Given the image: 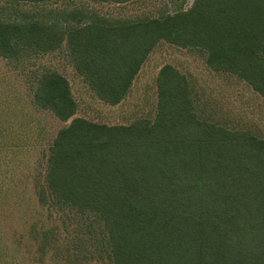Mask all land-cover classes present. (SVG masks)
I'll return each mask as SVG.
<instances>
[{
	"label": "trees",
	"instance_id": "trees-1",
	"mask_svg": "<svg viewBox=\"0 0 264 264\" xmlns=\"http://www.w3.org/2000/svg\"><path fill=\"white\" fill-rule=\"evenodd\" d=\"M0 1L15 7L12 17H0L1 58L18 62L65 45L105 104L124 100L160 42L203 53L208 69L264 98V0H193L135 20L47 7L56 0ZM192 90L166 64L156 77L154 118L108 126L73 118L68 80L45 70L33 104L71 121L51 142L32 195L18 190L24 145L5 126L15 120L3 107L0 157L13 155L0 160L9 165L8 174L1 166L0 217L12 199L36 206L19 214L23 236L0 230V264H264V138L199 117ZM64 227L68 242L59 238Z\"/></svg>",
	"mask_w": 264,
	"mask_h": 264
},
{
	"label": "rangeland",
	"instance_id": "rangeland-1",
	"mask_svg": "<svg viewBox=\"0 0 264 264\" xmlns=\"http://www.w3.org/2000/svg\"><path fill=\"white\" fill-rule=\"evenodd\" d=\"M192 3L193 0H137L117 5L104 0H56L47 7L75 10L89 17L135 20L156 18L179 8L187 9ZM13 8L0 1V17H12ZM20 8L34 9L31 6ZM166 64L187 77L193 89L194 105L199 117L231 129L249 130L259 138H264V98L236 77L208 69L205 55L195 50L160 42L143 63L127 96L115 106L105 104L90 91L83 78L76 73L65 45L45 56L28 57L18 62L0 57V113L3 107L12 108L15 121L5 126L13 129V136H19H16L18 145H24L19 155L21 164L19 168L17 166L18 179L22 180L16 179L20 181L17 183L20 193L32 195L35 187L43 182L47 150L57 132L71 121H60L50 111L39 109L33 104V87L42 72L53 70L68 80L77 104L73 118H84L108 126L129 125L138 119L154 118L157 107L156 77L160 68ZM8 113L3 116L4 120L9 117ZM10 121L8 119L7 123ZM2 123L0 116V128ZM13 145H16V140ZM8 154L0 157V160L10 161L13 154ZM2 165L5 173H9V165L0 163V179ZM14 203L12 199L10 207L3 206L0 230L6 237L15 235L19 238L25 234V223L21 224L19 220L20 212L35 208L36 205L35 201L27 202L31 207L27 204L17 207ZM29 215H32V211ZM63 230L59 238L68 242L71 237L66 234L65 227Z\"/></svg>",
	"mask_w": 264,
	"mask_h": 264
}]
</instances>
